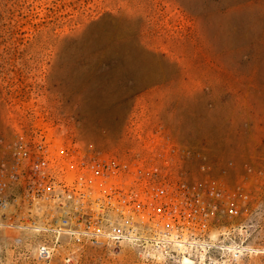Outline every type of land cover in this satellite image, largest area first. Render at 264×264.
I'll list each match as a JSON object with an SVG mask.
<instances>
[{
	"label": "rangeland",
	"instance_id": "374dc122",
	"mask_svg": "<svg viewBox=\"0 0 264 264\" xmlns=\"http://www.w3.org/2000/svg\"><path fill=\"white\" fill-rule=\"evenodd\" d=\"M44 122L117 157L164 126L203 155L189 180L205 163L252 193L246 216L217 223L246 226L231 234L240 254L224 235L228 247L192 262L67 241L51 264H264V0H0V134ZM41 238L0 230V264H35Z\"/></svg>",
	"mask_w": 264,
	"mask_h": 264
},
{
	"label": "built area",
	"instance_id": "2783aa9c",
	"mask_svg": "<svg viewBox=\"0 0 264 264\" xmlns=\"http://www.w3.org/2000/svg\"><path fill=\"white\" fill-rule=\"evenodd\" d=\"M137 139L141 149L117 157L79 146L48 122L12 138L0 134V230L42 237L35 264H51L67 241L129 244L146 260L166 262L194 255L205 261L213 249L228 247L223 235L238 254L249 250L231 236L245 225L223 232L217 224L248 214L246 185L225 187L205 163L206 175L189 180V161L203 155L177 143L164 126Z\"/></svg>",
	"mask_w": 264,
	"mask_h": 264
},
{
	"label": "bare ground",
	"instance_id": "6f19581e",
	"mask_svg": "<svg viewBox=\"0 0 264 264\" xmlns=\"http://www.w3.org/2000/svg\"><path fill=\"white\" fill-rule=\"evenodd\" d=\"M231 246V245H230ZM229 246V247H230ZM252 249V248H251ZM258 249V248H257ZM254 250V249H253ZM186 260L189 261V262H192V260L189 258V257H186Z\"/></svg>",
	"mask_w": 264,
	"mask_h": 264
}]
</instances>
